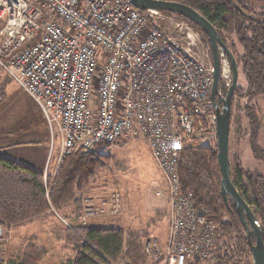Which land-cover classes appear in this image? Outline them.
<instances>
[{
    "label": "built area",
    "instance_id": "1",
    "mask_svg": "<svg viewBox=\"0 0 264 264\" xmlns=\"http://www.w3.org/2000/svg\"><path fill=\"white\" fill-rule=\"evenodd\" d=\"M159 13L142 14L127 0H0V67L58 134L59 160L127 133L141 136L166 180V191L156 193L170 206L164 262L184 264L212 259L218 236L177 172L187 143L213 139L203 136L215 132L212 65L190 41L154 26ZM219 60L225 81L230 62L222 49ZM106 203L117 213L120 195ZM94 213L89 202L81 220ZM150 245L145 250L158 261Z\"/></svg>",
    "mask_w": 264,
    "mask_h": 264
},
{
    "label": "trees",
    "instance_id": "2",
    "mask_svg": "<svg viewBox=\"0 0 264 264\" xmlns=\"http://www.w3.org/2000/svg\"><path fill=\"white\" fill-rule=\"evenodd\" d=\"M186 4L203 15L217 30L222 41L241 67L246 86L237 85L233 96L251 98L264 94V11L257 13L246 0H167ZM142 14L146 10H139ZM186 20L198 31L206 44L201 27L175 13L164 12ZM234 34L241 51L228 44L226 34ZM249 120L248 141L252 156L262 162V170L244 169L238 160L230 167L231 180L257 218L264 244V143L257 144L260 126L254 105L244 106ZM231 114V113H230ZM110 144L97 143L88 151L80 148L67 154L58 167L43 180L41 170L12 158L0 157V226L32 221L47 211L60 212L73 206L69 225L51 226L50 234L64 259L59 264H161L153 262L145 251L151 236L149 227L127 230L113 225H87L81 220L85 188L112 155L102 150ZM177 172L182 190L191 192L195 206L201 208L218 232L214 257L187 258L184 264H251L249 241L231 201H224L220 191L221 175L217 162L215 139L199 142L192 139L178 154ZM61 215V216H59ZM78 222L74 223V220ZM87 220V218H86ZM73 221V222H72ZM64 222V221H63ZM253 241V240H252ZM47 248L32 235L19 258L0 264H42Z\"/></svg>",
    "mask_w": 264,
    "mask_h": 264
},
{
    "label": "rangeland",
    "instance_id": "3",
    "mask_svg": "<svg viewBox=\"0 0 264 264\" xmlns=\"http://www.w3.org/2000/svg\"><path fill=\"white\" fill-rule=\"evenodd\" d=\"M246 1L257 13L264 11V0ZM151 23L173 38H177L183 42L190 41L191 45H194L196 53L200 58L202 57L203 62L207 64L211 63L209 45L204 42L202 35L186 20L175 15L161 12L151 18ZM226 37L228 44L233 45L236 48L235 50L240 52L241 47L235 35L233 33L229 35L226 34ZM227 72L228 75L224 77V80L230 81L232 79L230 63H228ZM225 81L220 80L218 85V91L221 92L219 95L221 96H225L227 91V88L224 86ZM5 82L6 79L3 80V76L0 75V87L4 85ZM237 85L242 87L246 86V80L241 72L240 65H238ZM6 98L8 99V95ZM217 103H219L218 100ZM247 104L254 105L260 120L256 142L260 146L264 143V94L251 98H238L232 96L228 145L229 166L231 167L235 160H238L244 169L261 171L262 162L252 156L248 141L249 120L244 109V106ZM3 109H6V111L0 115V121H4L5 119L16 120L15 116H19V112L21 117H24L17 122L11 123L12 133H19L20 140H25L28 144L42 142V123L37 120L38 116L33 110H27V105L24 100L22 101L11 97V99H8ZM31 113L33 115H29ZM127 134L132 135V137H123ZM127 134L122 136L123 140L120 139L115 144H111L108 148L102 150L104 154L107 153L112 156L106 161L105 165L100 168L95 179L90 182L94 183L95 181H99L104 184V186H102V193L83 198V211L81 217L85 212L86 204L90 202L95 209V213L89 216H98L100 218L114 217L118 224L125 229H142L145 227L147 220L152 221L154 219V229L149 230L151 232V239H156L158 243H163L168 228V218L164 211H161L164 201L162 198H157L155 192L159 190V185L161 183L158 184V182L160 180H162L164 188L166 187V180L152 157L148 145L141 136L131 133ZM203 136L207 138V140L211 138L215 139L214 133H207ZM57 144L58 138L55 137V148ZM57 161L61 162L62 160L58 159ZM53 170L54 169H52V171L50 170L47 174L53 172ZM46 177L45 179L43 178V180H46ZM113 193L120 195V202L121 197L123 198V208L121 203L119 211L117 213L112 212V214L109 211L110 204L108 205L106 202H111V195ZM69 207V205L64 206L60 212L62 216L67 217V219H65L66 221L62 218L60 219L56 212L54 213V211L52 212L51 210L47 211L44 216L38 218L36 221H33L31 225H1V257H3L4 260L11 259L12 257L15 259L19 258L28 238L32 235H36L38 242L44 245L48 251L42 264H57L61 262L64 259L65 253L60 249L63 243L56 242L49 232L50 227L53 225L63 226L62 221H64L66 225H69ZM125 217L129 218V222L123 221ZM87 225L90 224L87 223ZM147 246L151 247L150 243L145 244V247ZM218 247L219 243L215 241V248ZM158 251L160 255H165V247L163 252L159 249ZM160 259H162V257ZM211 260L213 261L215 258ZM248 260L253 264L251 255ZM161 263L165 264L164 258Z\"/></svg>",
    "mask_w": 264,
    "mask_h": 264
},
{
    "label": "water",
    "instance_id": "4",
    "mask_svg": "<svg viewBox=\"0 0 264 264\" xmlns=\"http://www.w3.org/2000/svg\"><path fill=\"white\" fill-rule=\"evenodd\" d=\"M138 10H154L161 12L175 13L198 24L206 35L211 54L212 65V86L211 100L215 109V141L217 145V162L221 175L220 191L222 198L227 203L231 201L237 212L243 230L249 241V250L253 264H264V244L261 237V230L254 212L243 199L230 176L228 157L231 99L237 86L238 67L233 54L228 46L220 38L216 28L199 12L192 7L167 0H127ZM219 49H222L229 62L232 72L231 83L225 96L218 93L220 83L221 65L219 60ZM217 100L221 102L218 105ZM253 240V241H252Z\"/></svg>",
    "mask_w": 264,
    "mask_h": 264
},
{
    "label": "crops",
    "instance_id": "5",
    "mask_svg": "<svg viewBox=\"0 0 264 264\" xmlns=\"http://www.w3.org/2000/svg\"><path fill=\"white\" fill-rule=\"evenodd\" d=\"M0 75L3 76V80L6 79V82L4 83V85H1L0 87V115H2L6 109H3V107L7 104L8 99L12 98H17L19 100H24L25 104L27 105V110H33L35 112V114H37L38 116V121L42 123L43 126V130L41 132L42 135V142H36V143H31L28 144L27 142H25V140H20L19 133H12V126L11 123L13 122H17L20 119L24 118L21 117L20 112H19V116H15L16 120H4V121H0V157H8V158H12L14 160H17L19 162L22 161V163L28 164L33 166L34 168L41 170L42 174H43V170L45 169V167L47 168L48 172L52 169H56L59 165L60 162H58V154L60 153V138L58 136V134H56V131H54L53 135L51 136V140H50V130L48 128V125L44 119V116L41 112V110L39 109V107L37 106V104L6 74V72L0 67ZM8 95V99L6 98ZM29 115H33L32 113ZM27 116V115H26ZM55 137L58 138V144L55 148L54 145V140ZM123 137H132V135L127 134L124 135ZM123 137L121 138V140H123ZM50 142H49V140ZM49 142V145H48ZM119 146V145H118ZM50 169V170H49ZM53 170V171H54ZM161 183V184H160ZM159 185V190H157V192H165L166 188H164L163 182L162 180H160L158 182ZM104 184H102L99 181H95L94 183H90L84 190L86 193L87 197H92L93 195H97L99 193H102V189ZM162 188V189H161ZM155 192V196L157 198H162L164 201V205L161 211H164L165 215L168 218V228L166 231V235L164 238L163 243H158L156 241V239H151V236L149 238V240L146 242L150 243V244H154V248L155 249H159L160 251H164V247L166 246V239H167V235L169 232V227H170V206L169 203L167 202L165 195L163 196L162 194L157 195ZM121 203H122V208H123V198L121 197ZM69 210H68V215H69V220L73 218V206L69 204ZM46 213L40 215L39 217L35 218L32 221H24L22 223H19L17 225H31L33 223V221H36L38 218L44 216ZM67 219V218H66ZM116 218L114 217H107V218H100V217H94V216H89L86 220V223H89L90 225H113V226H117L120 228L125 229L123 226H121L120 224H118V222L115 220ZM65 220V219H63ZM66 221V220H65ZM124 222H129V218L125 217L123 219ZM63 222V221H62ZM78 222L76 219L74 220V223ZM71 223V222H68ZM64 225L65 222H63ZM154 224H155V220L153 219L152 221H148L145 225L144 228H146L147 226L149 227L148 229H154ZM13 226V225H12ZM16 226V225H14ZM141 230V229H130L127 228V230ZM143 229V228H142ZM1 231V229H0ZM159 253V251H158ZM160 255V253H159ZM150 256V255H149ZM162 257V259L164 258V255H160ZM151 257V256H150ZM160 257V258H161ZM152 259V257H151ZM152 261L154 262V260L152 259ZM60 263V262H59ZM57 263V264H59ZM164 264V263H161ZM166 264V263H165Z\"/></svg>",
    "mask_w": 264,
    "mask_h": 264
},
{
    "label": "flooded vegetation",
    "instance_id": "6",
    "mask_svg": "<svg viewBox=\"0 0 264 264\" xmlns=\"http://www.w3.org/2000/svg\"><path fill=\"white\" fill-rule=\"evenodd\" d=\"M219 105L221 104V102L218 103Z\"/></svg>",
    "mask_w": 264,
    "mask_h": 264
}]
</instances>
